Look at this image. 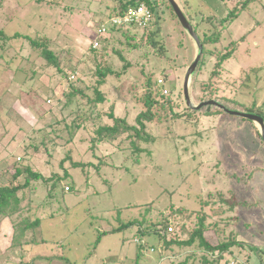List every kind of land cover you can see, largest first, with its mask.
<instances>
[{
  "label": "rangeland",
  "instance_id": "1",
  "mask_svg": "<svg viewBox=\"0 0 264 264\" xmlns=\"http://www.w3.org/2000/svg\"><path fill=\"white\" fill-rule=\"evenodd\" d=\"M189 1L185 11L193 17L200 38L214 27L222 31L221 49L237 45L219 68L215 55L205 56L201 66L200 62L193 79L195 101L199 103L206 94L195 89L198 79L213 82L215 95L205 100L218 99L242 109L254 104L262 107L264 0ZM110 4V0H0V30L6 36L47 38L49 48L62 60L61 66L72 63L78 67L65 78L55 67L47 66L27 41L14 39L12 46L0 42V188L11 186L17 162H24L25 167L15 185L25 184L29 165L49 180L33 181L31 206L21 216L8 219L14 228V223L30 217L29 227L14 228L10 236L7 223L5 229L0 227V249L11 245L12 236L17 246L15 251L0 254V261L21 255V248L29 249V245H33V253L39 251L34 244L42 242L50 261L31 259V264H118L113 258L120 264H205L206 252L195 253L197 249L190 246L166 250L160 247L156 233L140 232V223L145 226L169 219L168 235L180 236L183 232L176 225L185 223L190 231L206 215L204 236L212 245L218 243V228L228 236L225 240L239 234L237 241L242 242L233 247V260L221 257L216 264H264V145L253 124L217 114V110L212 111L215 114L193 113L181 104L175 110L180 118L146 122L145 140L130 139L133 132L124 133L115 142L99 140L98 128L114 124L111 113L141 129L137 117L147 109L137 100L146 91L142 70L147 75L154 72L165 89L176 87L175 97L183 99V79L195 53L167 4L155 15L167 58L157 57L150 45L141 41L146 30H132L136 38L131 42L120 33L103 35L110 37L109 41L99 40V35L92 39L98 31L95 23ZM232 12L237 15L230 17ZM205 16L218 20L209 24ZM96 40L98 47H94ZM90 47L96 52H90ZM146 53L149 60L143 58ZM128 62L134 66L124 72ZM100 67L121 72L119 77L109 76L103 85L106 101L97 104L94 113L86 100L63 109L68 84L79 76L89 86L96 84ZM135 80H139L136 86ZM77 114L89 118L86 127L73 131L72 136L71 120ZM66 186L72 187L71 191L65 192ZM222 198L236 205L231 209ZM51 214L53 217L34 223L37 217L46 219ZM131 221L135 224L125 226ZM113 230L116 233L109 234ZM56 239L66 251L57 250L61 245L55 244ZM136 244L145 249L139 260L134 254ZM58 256L67 259L57 260ZM218 256L207 255L211 260L207 264H213ZM25 262L24 257L19 264Z\"/></svg>",
  "mask_w": 264,
  "mask_h": 264
},
{
  "label": "trees",
  "instance_id": "2",
  "mask_svg": "<svg viewBox=\"0 0 264 264\" xmlns=\"http://www.w3.org/2000/svg\"><path fill=\"white\" fill-rule=\"evenodd\" d=\"M38 2H42V0H37ZM111 4L105 10L102 15L103 18L95 23V26L98 27V31L96 32V37H93L92 39H96L98 37L99 40H101V37H103L104 41H109L110 37L107 36H102L100 33V29L103 24H105L108 20H110L113 17L117 16H123L126 14V12L133 7H136L140 4H146L149 6L153 13L156 15L158 12V9L163 6L164 4H167L168 7L172 10L171 6L169 3L166 2V0H110ZM49 3H54V2H49ZM242 3H247V1H243ZM182 6L185 8H189L187 0H183L181 2ZM188 14V13H187ZM237 15V13L232 12L230 14V17H233ZM189 18L191 21H193V17L188 14ZM229 16V15H228ZM158 18V17H157ZM206 22L213 23L216 22L218 19L214 17H206ZM204 19V16H203ZM194 25V24H193ZM155 28L153 30H146L142 34L141 41L145 42L150 45V47L154 50L155 54L157 57L161 58H167V50L165 48L164 43L161 40V26L160 23L158 22V19L156 20L154 24ZM195 28V27H194ZM132 28H116L114 26H109L108 27V36L110 33V36L112 34H122V36L125 37L126 41H134L136 38V34L132 32ZM135 31V30H134ZM222 31L220 29H212V32L207 34L206 32L203 33V37L201 38V41L203 42L204 45V56L201 60V64H204V59L206 58L205 56L207 55H215L217 56V68L221 67L224 62L234 53V50L237 48V45H233L231 43L228 47H225L221 49V43H222ZM14 39H22L23 41H27L29 43L30 47L32 50L37 51L39 55L44 59V61L47 63V66L55 67L58 72L62 73L65 78H69L71 74L76 72L78 70V67L76 65H73L72 63L67 66H61V59L60 57L51 49L49 48L48 45V40L47 38H43L42 40H39L37 38H32L31 36L28 35H22V34H15L13 37H8L4 34L3 30H0V42L3 43V46L5 44H10V46L13 45V40ZM98 41V40H96ZM139 46L141 45H133L134 49L140 48ZM90 52H96V50L92 49L90 47ZM104 55V54H103ZM120 57L121 53H119ZM143 58L145 60H149L148 54L143 55ZM31 64H34L33 61H29ZM134 66L132 63L128 62L126 69L124 72L127 71L128 68H131ZM102 67V66H101ZM101 67L97 70L96 75L98 76V80L96 81V84L94 85H88L85 81L84 78L78 77L76 82L69 83L67 87V92L63 95L62 101L64 102V107L63 109L70 108L74 102H79V101H88V103L91 104V112L93 111L95 106L97 104H102L106 101V98L104 96V93L102 92V87L107 83V79L109 76H116L119 77L121 76V72H118L110 67L102 68ZM200 68V67H199ZM77 69V70H76ZM36 73L33 72V76ZM142 75L145 78V87L146 91L142 95L138 97V101L141 102L144 106H146V112L140 114L137 117V122L140 125V130H137L136 127H132L126 124L124 120H120L118 118L114 117V114L111 113L109 116L114 119V124L113 125H106V126H101L97 130V135L99 136V140H108L111 142L117 141L124 133L126 132H133V134L129 133V138L131 139L132 137H136L139 140H145L144 138V132H145V126L146 122H152L154 120H157L159 122H164L169 119H177L180 118L178 112H175L178 107L183 104V99L178 100L175 97L177 93V88L175 87L174 89H166L168 91L167 94H164L161 91V86L159 85V79H155V73L150 72L149 75L145 74V71L142 70ZM166 75H164L165 82L166 80ZM136 82L134 85L136 86L139 83V80H135ZM164 85V83H163ZM164 87V86H162ZM195 89L196 90H202L206 94L203 93V96L205 98H200L199 101H203L208 98H212L215 95L214 88H213V82L211 83H206L204 81H199L198 79L195 80ZM92 92L93 94H90ZM182 93V92H181ZM170 95V96H169ZM59 101L60 98H57ZM257 105L254 104L253 108L248 110L257 112L261 114L264 117V103L262 104V107H256ZM156 108V109H155ZM155 109V110H154ZM245 109V108H243ZM77 113V112H76ZM217 114H224L222 111L217 110ZM211 114H215L212 112ZM195 114H193L194 116ZM226 115V114H224ZM74 116V115H73ZM91 116V114L89 115ZM227 116V115H226ZM99 117V116H98ZM192 117V116H190ZM230 117V116H228ZM88 114L84 115H79L77 114L72 120H71V125H72V136L74 135L73 131H77L82 129L83 127H86L85 121L88 119ZM235 118V117H231ZM237 119V118H236ZM246 121V120H243ZM251 123V122H250ZM252 125V123H251ZM253 126V125H252ZM143 134V135H142ZM257 138L260 139V135L258 131H256ZM149 138V136L147 137ZM150 139V138H149ZM70 139L69 141H71ZM256 140V138H255ZM261 140V139H260ZM262 141V140H261ZM99 142V141H98ZM134 143V141H132ZM261 145H264V142H260ZM35 151L39 149L38 146L34 147ZM25 152H28V149L25 148ZM22 160V159H21ZM17 162V165L15 166L14 173H13V179L11 182V186H3L0 188V223L3 222L6 219L11 220L14 216L17 215H22L21 213L25 211V208H28L31 206V197L33 195V192L31 190V183L35 180H45L46 182L49 181L48 179H45V176H43L40 172L34 171L31 169L30 165L26 167L24 170L27 172L26 180L24 185H15L14 182L23 174V167H25L24 162L19 163ZM76 167H80L81 164H74ZM68 192L71 191V187H67ZM66 192V189H64ZM223 203L229 204L231 206V209L236 205L235 202H230L227 200L221 199ZM174 209V208H173ZM173 211V210H172ZM198 213H200L198 211ZM200 215V214H199ZM206 215H203L199 220L197 221V224L194 226L193 229H188L185 223L176 225V229H179V231L183 232L180 236L177 235L176 233L168 235V229L171 228L169 219H166L164 221H159V223H148V220L146 223L148 225H143L140 223L141 227V233L146 234V233H156L159 239L160 247L165 248L166 250H171L177 246H190L194 247L197 249L195 253L201 252L204 253L206 252V255L203 258V261L205 264L211 263V260H208L207 255L209 254H215L218 253V258L215 259V261H212L213 264H216L221 257L226 258L229 260H233V247L235 246H240L242 245L241 241H237V236L240 237L239 234L232 235L229 237V240H225L226 237L224 234H222L221 228H218L216 230L217 234L216 237L218 238V243L216 246L212 245L204 236L205 232V223H206ZM29 222L32 223V220L30 217L25 218L23 220L18 221L17 223H14V228L17 230H23L26 227H29L31 224H28ZM40 220H37L36 223H39ZM27 223V224H26ZM135 222H129L127 227H130L134 225ZM216 225H220L217 221L215 223ZM145 227V228H143ZM140 228V227H139ZM124 226L119 228V231L123 230ZM147 229V230H146ZM148 231V232H147ZM154 231V232H153ZM116 232L113 230L110 233ZM107 233V232H106ZM104 234V232H103ZM223 235V236H222ZM222 236V237H221ZM35 243V241L33 242ZM162 245V246H161ZM142 248V247H141ZM142 250V249H141Z\"/></svg>",
  "mask_w": 264,
  "mask_h": 264
},
{
  "label": "water",
  "instance_id": "3",
  "mask_svg": "<svg viewBox=\"0 0 264 264\" xmlns=\"http://www.w3.org/2000/svg\"><path fill=\"white\" fill-rule=\"evenodd\" d=\"M167 1L177 17L182 29L192 42L195 52L194 58L187 68L182 83V97L185 106L193 113H199L201 111L210 113L213 110H219L227 116L249 121L254 125L255 129H257L261 140L264 142V117L261 114L251 110L231 107L224 101L218 99L203 100L199 103L195 101L192 93L193 79L204 54V45L181 2L179 0Z\"/></svg>",
  "mask_w": 264,
  "mask_h": 264
},
{
  "label": "crops",
  "instance_id": "4",
  "mask_svg": "<svg viewBox=\"0 0 264 264\" xmlns=\"http://www.w3.org/2000/svg\"><path fill=\"white\" fill-rule=\"evenodd\" d=\"M187 2H188V5H189V7H190V5H191V3H190V1L189 0H187ZM67 187H70V186H66V188ZM65 188V189H66ZM72 188V187H71ZM41 206V205H40ZM33 211H34V208H33ZM50 217H53V215L51 214L50 216H47V218L46 219H42L41 217H37L36 218V221L37 220H40V222L42 221V220H47L48 218H50ZM63 219H64V217H63ZM65 221H66V219H64V223H65ZM7 223V225H9V229L7 230V232H8V235L10 236V234H12V233H14V228H13V225L11 224V222L7 219V220H4L2 223H1V225H0V227L3 229H5V224ZM2 225H4V227L2 226ZM7 232H6V230H5V234H7ZM112 232V231H111ZM120 232V231H119ZM118 232V233H119ZM116 232H114V234H115ZM3 233H1L0 234V237H2L3 235H2ZM110 234H113V233H110ZM45 237V236H44ZM44 237H43V239H44ZM42 239V240H43ZM58 239V238H57ZM57 239L55 240V244L57 243V242H59V241H57ZM61 239V238H60ZM123 240V239H122ZM62 241H60L59 242V244L61 245V246H57L56 248H57V250L59 251L60 249L61 250H63V251H66L65 249H63L62 247ZM100 243H101V241H100ZM43 243L41 242V243H39V244H34V245H36V246H39L40 247V250L39 251H35L34 253H33V245H29L28 247H29V249L28 248H21V251H22V254L21 255H19V256H15V255H13L12 257H8V260H6V261H4V262H1L0 261V264H19L20 263V261L22 260V259H24V257L26 258V262H25V264H31V262H32V260L31 259H36V260H39L41 263H43V262H47V261H50L49 260V256L47 255V247L46 246H43L42 245ZM11 246H12V248H11ZM142 246H139V244H136L135 245V247H133L134 249H135V252H134V254H135V258L136 259H140L139 258V256L138 255H144V251H145V249L142 247ZM3 248H4V246H2L1 247V249H0V251H1V253L0 254H3V253H5V252H9V251H15L16 249H17V246H15L14 244H13V236H12V241H11V245H8V247H6V249H4L3 250ZM142 249V250H141ZM154 249V248H153ZM152 249V250H153ZM155 250V249H154ZM1 257V256H0ZM20 258H22V259H20ZM64 259H67V257H64V258H62L61 256H58L57 257V260H64ZM105 259H107L106 257H104V260ZM9 260L11 261V263L9 262ZM103 260V261H104ZM113 262H116V263H118V264H120V262L119 261H117V260H115L114 258H113ZM125 260H127V258L125 259ZM64 263V262H63ZM65 263H66V261H65ZM67 264H68V262H67ZM124 264H126V262H124Z\"/></svg>",
  "mask_w": 264,
  "mask_h": 264
},
{
  "label": "built area",
  "instance_id": "5",
  "mask_svg": "<svg viewBox=\"0 0 264 264\" xmlns=\"http://www.w3.org/2000/svg\"><path fill=\"white\" fill-rule=\"evenodd\" d=\"M156 22L155 14L152 9L146 4H140L136 7L130 8L125 15L113 17L102 25L100 29L101 35H106L108 33V27L114 26L116 28H132L135 31H145L153 27ZM99 41L94 42V47L99 46ZM163 81L159 79V85L161 86V91L167 94L168 91L162 87ZM68 191V188H66Z\"/></svg>",
  "mask_w": 264,
  "mask_h": 264
}]
</instances>
